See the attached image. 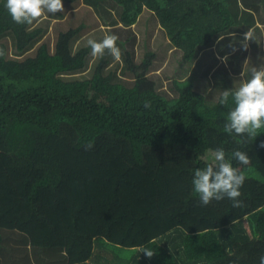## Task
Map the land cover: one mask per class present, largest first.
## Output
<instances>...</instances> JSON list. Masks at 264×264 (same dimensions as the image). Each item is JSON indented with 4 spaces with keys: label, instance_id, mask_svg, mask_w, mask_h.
Here are the masks:
<instances>
[{
    "label": "trees",
    "instance_id": "1",
    "mask_svg": "<svg viewBox=\"0 0 264 264\" xmlns=\"http://www.w3.org/2000/svg\"><path fill=\"white\" fill-rule=\"evenodd\" d=\"M78 1L63 0L55 16ZM115 1L128 26L154 13L187 60L230 31L239 8L236 0ZM5 5L0 0V264H260L264 129L255 140L226 133L232 97L213 102L189 79L174 78L177 92L162 94L149 76L152 52L137 63L125 51L131 85L107 71L106 55L90 76L69 78L91 53L88 45L72 51L81 25L61 30L53 53L44 41L33 55L10 56L2 36L11 33L22 51L43 28L15 23ZM218 148L246 178L243 207L227 197L201 206L194 192L195 170L213 163ZM235 150L250 162L233 159Z\"/></svg>",
    "mask_w": 264,
    "mask_h": 264
},
{
    "label": "rangeland",
    "instance_id": "2",
    "mask_svg": "<svg viewBox=\"0 0 264 264\" xmlns=\"http://www.w3.org/2000/svg\"><path fill=\"white\" fill-rule=\"evenodd\" d=\"M228 1L232 3V0ZM115 2V0H101L98 5H94L89 0H80L76 4H71L70 9L65 8L64 17H57L46 13L40 19L32 23V28L40 26L43 28L42 35L39 38L37 37L30 46L22 51L17 50L11 33H6L1 39L7 43L10 56L24 58L28 55L35 54L38 45L44 41L49 44L50 51L53 53L55 51V43L59 32L61 30H67L70 27L79 25L82 27V30L71 40L72 51L88 45L87 41L89 39H95L99 42L105 35L115 34L119 37L117 46L121 49L122 55L121 59L117 61L108 54L107 51L105 52L109 60L108 65H106L108 67L107 71L114 69L118 79L123 78L122 81L131 85L134 83V75L127 69L125 51L129 50L137 63L145 57L146 53L152 52L155 54V58L152 69L150 68L151 72L149 76L158 81V90H160L162 94L167 97L175 94L176 88L173 85V79L176 78L180 80L185 78V76H181L178 73L180 71L178 69H180L179 67L182 59H184V61L187 60L182 50H172V48H169L168 45L172 43L170 41V43L168 42L169 38L164 29L162 27V29L157 27V22L159 21L154 13L147 11L138 22L128 26L121 22V9ZM231 5L234 6V2ZM235 34H238V32L232 30L229 31V33L227 32L226 35L215 37L213 40L214 42H212L210 46L204 47L205 52H209L210 50H217L218 52V48L222 46V40L225 38H238L233 36ZM221 37H223V39H221ZM242 40L243 35H240L239 40H232L229 42L231 45H229L228 50L230 54L227 53L222 56V53H218L217 61H210L208 68H203L201 71V73L206 75V78L212 79V76L209 77V73H211V75H216L220 82L219 86L225 88V90L232 89L231 80L227 79L229 76H237V78L242 79L250 78L248 69L243 70V58L246 50H241ZM233 46L238 50L233 52ZM204 50L200 48L198 50L199 54L200 52H204ZM220 50H224V47L220 48ZM224 57H227V59L225 60ZM100 58L101 57H93L90 53L87 56V67L83 71H80V73L69 76V78L90 76ZM195 59L187 60V62L195 64ZM214 64H216V66ZM236 67L242 68L239 70L234 69ZM200 75L201 74H199V77L201 79ZM192 78L193 81L197 83L198 76L194 75ZM251 173L255 176H259V173L253 168H251Z\"/></svg>",
    "mask_w": 264,
    "mask_h": 264
},
{
    "label": "clouds",
    "instance_id": "3",
    "mask_svg": "<svg viewBox=\"0 0 264 264\" xmlns=\"http://www.w3.org/2000/svg\"><path fill=\"white\" fill-rule=\"evenodd\" d=\"M5 6L12 20L20 25H31L46 13L55 15L64 11L63 0H6ZM118 39L117 35L109 34L99 42L89 39L87 44L91 48L93 57H103L107 51L115 60L119 61L122 53L117 46ZM253 40L257 41L254 31L248 29L243 34L241 50H247L248 42ZM176 49L179 48L176 47ZM232 50L235 52L238 49L233 46ZM4 55V50L0 48V57ZM224 59L226 60L227 57ZM230 96L235 107L227 115L224 131L230 135L234 133L244 136L246 134L248 138L255 140L261 133V129H264V68L253 67L251 78L242 83L238 89L224 90L219 101L220 104L227 105ZM144 107L150 108L151 102H145ZM259 146L264 148V141H261ZM92 147L94 145L89 142L86 145V150ZM231 156L243 165L250 162L249 156L240 150L233 151ZM245 179L244 174L226 158L225 150L218 148L213 153V163H209L203 169L195 170L192 183L194 192L199 196L201 206H207L213 200L220 201L227 197L232 201L234 208H240L244 206L239 197ZM140 252L148 258L155 254V251L148 248H141ZM260 264H264V255L260 257Z\"/></svg>",
    "mask_w": 264,
    "mask_h": 264
},
{
    "label": "crops",
    "instance_id": "4",
    "mask_svg": "<svg viewBox=\"0 0 264 264\" xmlns=\"http://www.w3.org/2000/svg\"><path fill=\"white\" fill-rule=\"evenodd\" d=\"M239 8L238 13H235V16L237 18V24L232 26L230 31L236 30L238 34H235L233 36H236L238 38H225L222 40V46L218 48L217 50L213 51L210 50L209 52H198L196 56V62L189 63L187 60L184 61L182 59V62L180 64V70L178 73L181 76H185V78L180 80H191L193 81V76L197 75L198 80L197 83H195V87L205 93L206 96L209 97V99L213 102H217L222 95V92L225 90V88L220 87V82L218 81V77L214 74L211 75L209 73V77L206 78V75L201 73V71L206 68H208L210 61L216 62L218 59V53H222V56L229 53V45L232 40H239V36L243 35L248 29H252L254 31V34L256 36V40L249 41L248 42V48L246 50V53L244 54V61H243V70L248 69L249 75L251 78V70L253 67L257 69L264 68V0H238ZM71 8V4L68 6V9ZM229 33V30H227ZM227 31L221 32L219 35H226ZM223 33V34H222ZM219 35L215 37H219ZM170 40H168L169 42ZM170 43V42H169ZM169 48H172V50H178L176 47H174L172 44L168 45ZM224 50H220V48H223ZM256 49V50H255ZM220 50V51H219ZM255 50V51H253ZM239 57V56H236ZM241 57V56H240ZM168 58V57H167ZM255 59V60H254ZM194 60V61H195ZM251 61V62H250ZM204 62V63H203ZM250 62V63H249ZM216 66V64H214ZM242 67H236L234 69H241ZM215 72V71H212ZM199 74H201V79L199 77ZM250 78H237V76L232 77L229 76L227 79L231 80L232 89L229 90H235L240 87V85L244 82H246Z\"/></svg>",
    "mask_w": 264,
    "mask_h": 264
},
{
    "label": "bare ground",
    "instance_id": "5",
    "mask_svg": "<svg viewBox=\"0 0 264 264\" xmlns=\"http://www.w3.org/2000/svg\"><path fill=\"white\" fill-rule=\"evenodd\" d=\"M29 248V247H28Z\"/></svg>",
    "mask_w": 264,
    "mask_h": 264
}]
</instances>
